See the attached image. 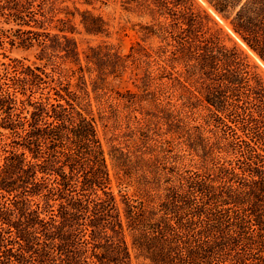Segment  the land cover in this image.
I'll use <instances>...</instances> for the list:
<instances>
[{"label": "trees", "instance_id": "1", "mask_svg": "<svg viewBox=\"0 0 264 264\" xmlns=\"http://www.w3.org/2000/svg\"><path fill=\"white\" fill-rule=\"evenodd\" d=\"M110 1L0 0L39 60L0 61V264H264V75L197 0H120L141 38L80 49ZM207 1L264 60V0Z\"/></svg>", "mask_w": 264, "mask_h": 264}, {"label": "rangeland", "instance_id": "2", "mask_svg": "<svg viewBox=\"0 0 264 264\" xmlns=\"http://www.w3.org/2000/svg\"><path fill=\"white\" fill-rule=\"evenodd\" d=\"M70 3V1H68ZM198 4L206 9L212 16L215 27L222 28V36L225 42L229 45H232L234 42L237 43L249 56L250 60L257 66V69L264 75V60L254 51L241 37L239 34L234 32L231 22L228 18L224 17L222 14L217 12L213 6L207 0H197ZM214 10V11H213ZM98 11L104 16L106 20V33L101 35H90L85 32L75 33V36L78 40L80 49H87L89 45H96L98 43H111L115 47L119 48L122 52H128L130 46L138 39L141 38L140 32V23H143L149 19L147 15H142L134 10H127L121 5V1H110L108 4L101 6ZM4 26L5 28L10 27V25L3 24L0 22V28ZM79 28H81L79 26ZM156 40L151 38L143 43L147 45H156ZM36 49H23L16 45L12 46L9 42H1L0 39V61H8L9 58H26L27 62L39 61L36 58ZM259 58V59H258ZM73 64L67 61L59 60V68H66L72 66ZM88 75V74H87ZM134 72L132 68L129 67L121 76L115 78L113 76L108 77V84L113 86L116 89L125 91L126 88H133L137 90L135 86ZM75 81V80H73ZM147 107L149 106L146 103ZM94 109L97 111V102L94 100ZM203 111L202 109L197 110V113ZM97 115V113H96ZM100 135L104 142L106 149L109 147L108 142L106 141L112 132L111 130L104 133L103 124L99 122ZM6 132V130L0 127V132ZM109 166L112 174V189L120 197V193H128L133 196L134 187L126 183H119L116 175L115 168L111 163V160L108 156ZM185 162H189V158H186ZM188 165V164H187ZM129 245L132 247L131 237H127Z\"/></svg>", "mask_w": 264, "mask_h": 264}, {"label": "bare ground", "instance_id": "3", "mask_svg": "<svg viewBox=\"0 0 264 264\" xmlns=\"http://www.w3.org/2000/svg\"><path fill=\"white\" fill-rule=\"evenodd\" d=\"M214 11V10H213ZM259 59V58H258Z\"/></svg>", "mask_w": 264, "mask_h": 264}]
</instances>
